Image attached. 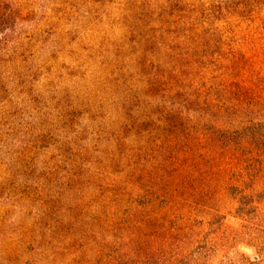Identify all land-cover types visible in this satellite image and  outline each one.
Wrapping results in <instances>:
<instances>
[{"label": "rangeland", "instance_id": "1", "mask_svg": "<svg viewBox=\"0 0 264 264\" xmlns=\"http://www.w3.org/2000/svg\"><path fill=\"white\" fill-rule=\"evenodd\" d=\"M1 2L0 264H264V0Z\"/></svg>", "mask_w": 264, "mask_h": 264}, {"label": "trees", "instance_id": "2", "mask_svg": "<svg viewBox=\"0 0 264 264\" xmlns=\"http://www.w3.org/2000/svg\"><path fill=\"white\" fill-rule=\"evenodd\" d=\"M2 2L0 3V16H7L8 14L5 12H1L2 9H4V6H1ZM245 60V59H243ZM242 60V61H243ZM233 63L239 67V58H236ZM255 105L257 106L258 110L264 111V95H260L259 98L254 100ZM234 109L235 111L237 104L234 103ZM239 110V109H238ZM254 125V126H253ZM256 125V126H255ZM264 122H252L250 124H240L238 127L233 128V130H230L229 134L225 135L224 137L229 140L228 143L230 144V147H234L236 145H242V143L249 142V141H258L263 139L264 140ZM228 135H231L232 137H228ZM225 140V139H220Z\"/></svg>", "mask_w": 264, "mask_h": 264}]
</instances>
